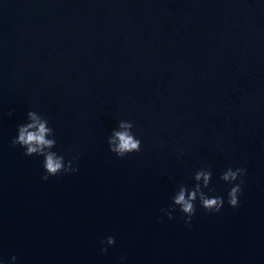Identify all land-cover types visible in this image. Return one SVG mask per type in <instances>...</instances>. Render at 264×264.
I'll return each mask as SVG.
<instances>
[{"label":"water","instance_id":"water-1","mask_svg":"<svg viewBox=\"0 0 264 264\" xmlns=\"http://www.w3.org/2000/svg\"><path fill=\"white\" fill-rule=\"evenodd\" d=\"M36 107L79 171L12 146ZM12 114L9 115V111ZM132 119L142 150L106 136ZM183 149V152L179 150ZM247 168L241 204L172 203L201 165ZM114 235L107 252L100 241ZM127 254V259L120 257ZM13 264H264V2L0 0V256Z\"/></svg>","mask_w":264,"mask_h":264},{"label":"clouds","instance_id":"clouds-1","mask_svg":"<svg viewBox=\"0 0 264 264\" xmlns=\"http://www.w3.org/2000/svg\"><path fill=\"white\" fill-rule=\"evenodd\" d=\"M12 111L14 110L9 111V115ZM106 142L111 153L124 158L142 150L143 136L134 120L118 117L107 133ZM57 143L56 128L50 122L49 117L36 107L27 109L25 118L17 123L16 133L11 138L12 146H19L25 156L42 157L43 174L41 178L43 180L79 171V154L75 153L69 157L64 150L57 147ZM179 151L183 152V149ZM246 175V167L229 164L219 174V179L228 185L227 193L226 195L214 194V189L210 187L214 170L209 165H201L191 173L193 180L191 185L178 183L170 197L172 203L167 207H161L160 213L173 219L175 212L179 211L183 215L185 224L190 227L197 211V204L210 213L220 212L226 203L237 208L241 204ZM115 243L116 237L111 234L107 235L100 241V251L107 252L109 246ZM126 259V253L120 257L122 262ZM15 261H17L15 254L11 256L10 261L0 256V264H13Z\"/></svg>","mask_w":264,"mask_h":264}]
</instances>
